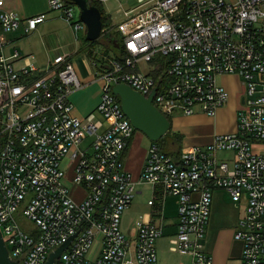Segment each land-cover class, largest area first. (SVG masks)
<instances>
[{
  "label": "built area",
  "instance_id": "1",
  "mask_svg": "<svg viewBox=\"0 0 264 264\" xmlns=\"http://www.w3.org/2000/svg\"><path fill=\"white\" fill-rule=\"evenodd\" d=\"M5 1L0 0V231L10 259L44 264L49 252L73 236L55 264H157L160 223L135 222L134 258L121 230V216L135 195L122 155L136 129L112 86L128 84L145 97L155 90L152 105L165 117L196 110L213 117L229 98L220 77L236 75L244 90L234 130L216 134L207 145L186 146L177 157L152 142L140 179L177 198L170 251L188 255L190 264H212L202 241L213 190L220 188L235 205H245L233 233L242 244L237 264H264V0H135L130 10L120 4L124 20L109 30L118 34L123 54L89 48L94 77L102 83L95 111L83 118L73 114L70 101L83 86L69 54L54 57L44 69L15 48L7 55L8 34L30 33L46 14L21 18L3 8ZM47 3L74 31L86 28L74 19L70 0ZM222 151L233 158L218 157ZM66 157L73 166L70 185L61 166ZM73 186L84 191L81 201L71 194ZM21 218L33 230L21 226Z\"/></svg>",
  "mask_w": 264,
  "mask_h": 264
},
{
  "label": "crops",
  "instance_id": "2",
  "mask_svg": "<svg viewBox=\"0 0 264 264\" xmlns=\"http://www.w3.org/2000/svg\"><path fill=\"white\" fill-rule=\"evenodd\" d=\"M109 1L118 2V0H106L99 3V5L108 22L113 24L109 19L110 15L105 12L108 6L106 4ZM45 4L46 0H6L3 3V8L16 11L21 18L37 16L40 13L46 14L43 22L39 23L37 28L30 33L24 34L22 29L9 33L7 36L9 43L5 51L9 55L12 53V49L15 48L22 54L32 55V62L37 69H44L58 55L69 54V59L83 86L81 89L72 92L70 101L74 108L73 114L83 118L95 111L102 83L101 79L94 77L93 70L90 73L85 67L87 65L85 64V58L88 57L89 50L85 35L86 28L82 33V31H74L68 22L62 23L59 28H52L46 34L47 37L42 41L41 46L40 43L35 45L30 41L35 34L47 31V23L52 25L55 18L63 19L58 11L45 10ZM130 9L133 8H124V10ZM122 16L124 20V14ZM77 20H79V17ZM91 49L96 50L95 46ZM79 55L85 64V71L80 70V66L75 60ZM21 64L18 61L15 66L20 67ZM219 84L229 92V98L227 104L220 107L215 116L210 117L201 110H196L191 115L184 116L180 113H174L169 118L171 130L182 135V148L207 145L216 134L230 133L234 130L236 125L235 114L244 90L243 84L236 75L220 77ZM145 137V135L136 131L122 155V164L128 172H131L135 181L134 198L128 209L123 212L120 220L122 232L131 241L128 249L129 256L134 258V240L130 235L134 230L135 222L143 219L158 222L162 226V233L155 241V249L158 255L157 264H190L191 258L188 255H181L169 250L170 240L174 237L178 227L177 198L174 195H162L159 187L154 189L149 183L140 179L143 162L147 156L148 147L152 143ZM85 141L87 142L84 147L89 143V139ZM84 147L82 148L84 149ZM233 156V152L222 151L218 153V157L229 160ZM62 166H64L66 181L70 185L69 180L73 175L71 160L66 157L62 161ZM71 194L73 197L77 195L74 198L76 201H81L85 196L84 191L75 186L71 188ZM152 197H155L156 200L150 206L148 201ZM244 211V201L235 205L227 191L220 188L213 190L209 222L202 241L203 249L212 257V264H237L239 262L242 244L235 239L233 233Z\"/></svg>",
  "mask_w": 264,
  "mask_h": 264
},
{
  "label": "water",
  "instance_id": "3",
  "mask_svg": "<svg viewBox=\"0 0 264 264\" xmlns=\"http://www.w3.org/2000/svg\"><path fill=\"white\" fill-rule=\"evenodd\" d=\"M79 9V20L85 27L86 39L90 42L96 41L101 36L102 20L101 10L97 5H93L90 0H70ZM114 46H118L115 38L110 40ZM112 92L120 100L123 112L132 122L136 131L143 133L151 142H157L171 129L170 120L165 117L157 107L152 105V98L155 90L145 97L133 90L128 84H115ZM242 102V100H241ZM73 237V236H72ZM72 237L52 252H49L44 264H55L61 255L60 253L68 247ZM0 264H15L7 252L5 241H3L0 231Z\"/></svg>",
  "mask_w": 264,
  "mask_h": 264
},
{
  "label": "rangeland",
  "instance_id": "4",
  "mask_svg": "<svg viewBox=\"0 0 264 264\" xmlns=\"http://www.w3.org/2000/svg\"><path fill=\"white\" fill-rule=\"evenodd\" d=\"M47 1L48 0H46V4H45V10H48V9H50L49 7H48V3H47ZM118 2L120 3V4H122V6H123V8H125V9H128V8H134V7H136L137 6V3H136V1L135 0H118ZM117 1H109L106 5H108L107 7H106V9H105V12L107 13V14H109L110 16H109V19H111V21H112V23L113 24H111V27L113 26V28H114V25H116V24H118V23H120L121 21H123V14H121V12L119 11V9H120V4L118 3ZM53 12H56V11H53ZM53 12H51V13H53ZM73 14H74V19H77L78 17H79V9H78V7L77 6H74L73 5ZM57 15V14H56ZM49 20V19H48ZM47 21V20H46ZM54 23H52V25H48V23H47V26H46V28H47V31H42L41 33H37V34H35L33 37L32 36H30V37H32L31 38V40L30 41H32L33 43H35V45H38V43H40V46L42 45L41 43H42V41L44 40V39H46V34L50 31V30H52V28H55V27H57V28H59V26L60 25H62V23H66L67 21H64L63 19H59V18H55L54 20ZM70 24V23H69ZM106 26L104 27V29L102 30V34H105V35H108V33H109V31H113V29H111V30H109V26L107 25V24H105ZM82 31V33H84V29L83 30H81ZM95 48L97 49V50H101V48H102V46L101 45H99V44H96V46H95ZM110 54H113V52L111 51L110 52ZM86 59V63L85 64H87L86 66H85V64L83 63V61L81 60V56L79 55V56H77L76 57V62H77V64H79V66H80V70H83V71H85V67L88 69V72H90L91 73V71H92V65L90 64V60H89V58L88 57H86L85 58ZM145 64L143 63V62H141L140 63V66L141 67H145L144 66ZM85 66V67H84ZM172 117V116H171ZM170 117V118H171ZM140 133V132H139ZM143 134V133H142ZM144 135V134H143ZM146 136V135H145ZM146 138V137H145ZM147 139V138H146ZM86 142L87 141H85L81 146L82 147H84V145L86 144ZM61 166H62V163H61ZM64 166H62V168H63ZM64 169V168H63ZM77 197V195H74V198H76ZM76 200V199H75ZM20 223H21V226H23L26 230H33V228H34V226L29 222V221H27V220H25V219H23V218H21L20 219Z\"/></svg>",
  "mask_w": 264,
  "mask_h": 264
},
{
  "label": "trees",
  "instance_id": "5",
  "mask_svg": "<svg viewBox=\"0 0 264 264\" xmlns=\"http://www.w3.org/2000/svg\"><path fill=\"white\" fill-rule=\"evenodd\" d=\"M90 1L92 2L93 5H97L99 7V9L101 10V13H102V16H101L102 30L106 26L105 24H107L110 27L111 24L108 22V19H106V17L104 16L103 11L99 5V2H97L96 0H90ZM111 38L116 39V41L118 42V46L113 45V43L110 41ZM86 41L88 43V49L90 47L94 48V46H96V44H99L102 46L101 49L104 50V52H111L112 51L113 55L117 58H119L123 54V50H122L121 45H120V39L118 37V34H116L113 31H109L108 35L102 34V31H101V36L99 39H97L96 41H93V42H90L87 39H86ZM167 119L169 120V117H167ZM155 143L158 144L159 148L162 149V151L164 153H166L167 155H169L171 157L172 156L177 157L182 150V135L178 134V133H176L170 129L166 133L165 136H163L161 139H159Z\"/></svg>",
  "mask_w": 264,
  "mask_h": 264
}]
</instances>
